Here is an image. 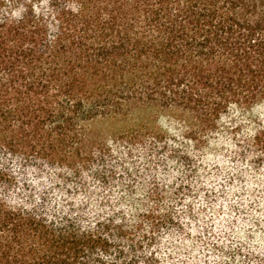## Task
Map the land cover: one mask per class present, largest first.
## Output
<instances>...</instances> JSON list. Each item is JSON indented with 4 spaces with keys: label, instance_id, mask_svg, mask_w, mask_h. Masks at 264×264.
I'll return each instance as SVG.
<instances>
[{
    "label": "trees",
    "instance_id": "obj_1",
    "mask_svg": "<svg viewBox=\"0 0 264 264\" xmlns=\"http://www.w3.org/2000/svg\"><path fill=\"white\" fill-rule=\"evenodd\" d=\"M0 264H264V0H0Z\"/></svg>",
    "mask_w": 264,
    "mask_h": 264
},
{
    "label": "rangeland",
    "instance_id": "obj_2",
    "mask_svg": "<svg viewBox=\"0 0 264 264\" xmlns=\"http://www.w3.org/2000/svg\"><path fill=\"white\" fill-rule=\"evenodd\" d=\"M132 126V123H125V122H114V120H101L97 119L96 121H93L91 123V131L94 137L97 139L105 140L110 142L111 137L114 135V133L117 130H121L123 128ZM154 129H158L160 131V134L164 132L165 135L168 134H178L180 132V129L178 128V125L175 124L174 121H164V119H160L156 123H154Z\"/></svg>",
    "mask_w": 264,
    "mask_h": 264
}]
</instances>
